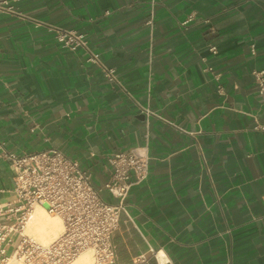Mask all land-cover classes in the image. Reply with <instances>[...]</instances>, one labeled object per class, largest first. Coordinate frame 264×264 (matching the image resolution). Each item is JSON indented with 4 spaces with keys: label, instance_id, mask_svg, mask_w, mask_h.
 <instances>
[{
    "label": "crops",
    "instance_id": "1",
    "mask_svg": "<svg viewBox=\"0 0 264 264\" xmlns=\"http://www.w3.org/2000/svg\"><path fill=\"white\" fill-rule=\"evenodd\" d=\"M65 31L90 51L64 47ZM256 71L264 0H0V204L14 199L5 151L58 148L102 187L110 156L137 149L149 173L114 264H159L157 250L166 264H264Z\"/></svg>",
    "mask_w": 264,
    "mask_h": 264
},
{
    "label": "built area",
    "instance_id": "2",
    "mask_svg": "<svg viewBox=\"0 0 264 264\" xmlns=\"http://www.w3.org/2000/svg\"><path fill=\"white\" fill-rule=\"evenodd\" d=\"M58 39L66 48L84 47L90 51L83 34L65 31ZM251 50L255 53V44ZM90 53L88 61L100 63ZM102 67L110 81H117L114 68ZM254 75L264 93V71ZM3 157L13 171L14 199L0 204V264L12 260L20 264H71L89 250L93 264H114L113 234L121 214L127 213L131 187L149 173L145 155L137 149L114 153L109 158V178L102 187L94 185L90 171L55 147L23 154L5 151ZM105 191L114 202L104 197ZM36 207L63 222L61 234L50 243L26 232ZM161 252L153 251V255L159 264H166L165 253L160 256Z\"/></svg>",
    "mask_w": 264,
    "mask_h": 264
},
{
    "label": "bare ground",
    "instance_id": "3",
    "mask_svg": "<svg viewBox=\"0 0 264 264\" xmlns=\"http://www.w3.org/2000/svg\"><path fill=\"white\" fill-rule=\"evenodd\" d=\"M38 209V208H37ZM35 209L31 220L28 223V229L33 234H35V237H38L41 241L45 243H50L54 239H56L63 230V224L62 221L59 218H53L50 215H48V212L46 213L43 210ZM27 229V232H28ZM163 252L160 253V256H162ZM160 260L163 261V258L160 257ZM71 264H89V254L86 252L82 253L74 262Z\"/></svg>",
    "mask_w": 264,
    "mask_h": 264
},
{
    "label": "rangeland",
    "instance_id": "4",
    "mask_svg": "<svg viewBox=\"0 0 264 264\" xmlns=\"http://www.w3.org/2000/svg\"><path fill=\"white\" fill-rule=\"evenodd\" d=\"M38 208V209H37ZM35 209H37V210H39V209H41L40 207H36ZM41 210H43V209H41ZM45 211V210H44ZM46 212V211H45ZM47 213V212H46ZM48 215H50L51 217H55V218H59L58 216H54V215H52V214H49L48 213ZM60 219V218H59ZM61 220V219H60ZM62 221V220H61ZM62 224H63V222H62ZM27 229H28V227H27ZM27 232V231H26ZM28 234H31V235H33V236H36L35 234H33L31 231H29V229H28V232H27ZM36 238H38V237H36ZM39 239V238H38ZM87 253L89 254V264H93V256H92V251H87ZM4 264H20L19 262H17L16 260H12V261H9L8 263H4Z\"/></svg>",
    "mask_w": 264,
    "mask_h": 264
}]
</instances>
